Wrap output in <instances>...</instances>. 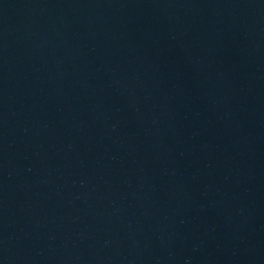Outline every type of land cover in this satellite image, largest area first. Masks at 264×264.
<instances>
[{"label": "water", "instance_id": "water-1", "mask_svg": "<svg viewBox=\"0 0 264 264\" xmlns=\"http://www.w3.org/2000/svg\"><path fill=\"white\" fill-rule=\"evenodd\" d=\"M0 264H264V0H0Z\"/></svg>", "mask_w": 264, "mask_h": 264}]
</instances>
